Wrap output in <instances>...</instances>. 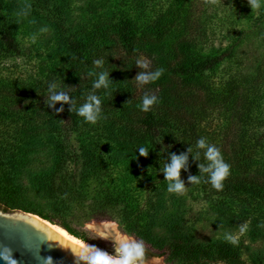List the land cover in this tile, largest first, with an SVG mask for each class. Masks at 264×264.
Instances as JSON below:
<instances>
[{"label":"rangeland","instance_id":"rangeland-1","mask_svg":"<svg viewBox=\"0 0 264 264\" xmlns=\"http://www.w3.org/2000/svg\"><path fill=\"white\" fill-rule=\"evenodd\" d=\"M132 1L0 0V99L12 107V113H20L13 121L6 118L0 122V131L16 140L8 152V158L15 161L10 166L11 181L0 182V200L18 207L10 212L20 210L67 224L76 235L71 236L113 257L118 255L117 242L100 238L96 229L105 221L115 223L117 232L128 236L129 242L143 244L150 254L144 264H185L167 248L176 231L202 245L230 242L226 235L235 236L238 243L234 245L244 264H264V207L256 206V201L239 202L194 186L189 179L194 174L186 162L180 171L186 191L170 193L163 168L171 162L162 167L161 155L149 143L139 145L148 149L146 157L140 155L139 147L117 151L116 143L102 134L100 123L93 134L88 126L69 128L45 113L32 120V127L41 128L38 137L23 135L25 117H34L38 108L51 107L50 96L65 89L66 83L57 73L65 65L68 42L85 23L80 17L94 20V13L111 16L113 11L138 22L142 18L132 9ZM159 2L166 6L165 0L146 1L150 20ZM258 3L260 7L253 9L249 0H192L191 14L199 19L207 38L200 43L199 55L206 58L224 51L232 53L213 71L204 72L215 94L226 90L231 81L242 85L264 77V0ZM7 33L19 52L7 47ZM153 57L158 55L148 47L132 56L148 65ZM257 88L259 96L253 93V97L259 108L251 125L263 132L264 84ZM207 109L206 130L218 134L219 142L225 140L221 133L231 128L233 113L224 112L215 102ZM175 148L176 156H181V146ZM159 149L164 152L168 147ZM60 159H66L64 166H59ZM111 191L124 192V200L107 206L109 217L99 219L103 198ZM241 228L245 230L241 232Z\"/></svg>","mask_w":264,"mask_h":264},{"label":"trees","instance_id":"trees-1","mask_svg":"<svg viewBox=\"0 0 264 264\" xmlns=\"http://www.w3.org/2000/svg\"><path fill=\"white\" fill-rule=\"evenodd\" d=\"M146 1L131 2L132 9L143 23L132 20L123 12L116 14L113 11L111 16L94 13V20L80 17L85 23L68 42L65 65L57 73L61 82L66 83L61 92L69 97V102H53L51 107L38 108L34 117L26 116L23 125L28 130L21 129L26 131L23 135L38 137L41 128L32 127V120L45 113L69 128L88 126L93 134L98 132L96 126L100 123L102 134L116 143L114 148L117 151L137 150L140 144L149 143L161 155L162 167L171 162V156L177 151L175 145L179 144L181 154L187 156L189 172L200 179V183L194 186L210 189L239 202L256 201V206L264 207V130H253L251 125L255 122L254 112L259 108L253 93L259 96L257 87L262 88L264 77L250 84L247 80L242 85L231 81L226 90L215 94L213 87L205 81L204 72L213 71L232 53L224 51L206 58L199 55L200 43H205L207 38L205 29L199 26V19L191 14L192 0H165L166 6L159 2L155 5L158 10H155L152 20L150 14H146ZM5 39L10 50L19 52L9 33L5 34ZM145 47L156 53L158 58L149 59L148 67L142 68L132 56ZM160 69L163 73L155 82L140 84L136 80L141 72L152 74ZM104 73H107L108 87L95 88V83ZM145 94L157 97V102L147 112L141 110ZM92 95L101 100L99 119L95 124L86 122L77 111L91 102L89 97ZM213 102L224 112L233 113L231 128H225V134L221 133L226 139L220 142L216 138L218 134L208 132L205 125L209 117L207 108ZM61 108L63 111H58ZM16 115L20 116V113H12V107L0 99V122L6 118L13 121ZM6 135L7 132L0 131V182L11 181L10 166L15 164L14 157L8 158V152L16 140ZM5 139L11 141L8 143ZM201 140L205 144L203 148L199 147ZM161 146L168 149L159 152ZM209 147L220 150L224 162L230 165V174L223 181L221 190L210 183L211 172L201 169V165L209 168L212 164L206 158ZM59 162V166H64L66 159ZM124 194L107 192L102 202L103 212L97 217L108 218L105 208L112 203L123 202ZM17 208L0 200L3 211ZM48 222L76 236L67 224ZM167 248L171 255L182 259L185 264H244L238 247L233 243L224 241L202 245L182 236L179 231L172 236ZM148 257L150 254L145 251V259Z\"/></svg>","mask_w":264,"mask_h":264},{"label":"clouds","instance_id":"clouds-1","mask_svg":"<svg viewBox=\"0 0 264 264\" xmlns=\"http://www.w3.org/2000/svg\"><path fill=\"white\" fill-rule=\"evenodd\" d=\"M215 2V0H213ZM253 9H258L260 7L258 0H249ZM138 65L142 68H147L148 63H142L137 61ZM163 73V69H160L152 74H146L141 72L137 75L136 80L140 84H148L150 82H155ZM108 87L107 83V73L101 74L98 82L95 83L94 87L99 89L101 86ZM90 103H85L77 111L78 115L85 118L86 122L95 124L99 119V114L101 111V100L98 99L95 95L89 97ZM50 102H69V97L63 92L59 94H53L50 96ZM157 102V97L155 95L149 96L145 94L142 100V111L147 112L150 110L151 106ZM58 111H63L61 108ZM199 147H205L204 141L199 142ZM139 153L141 156H147L148 149L141 147L139 148ZM206 158L212 162L209 168L201 169L203 172H211L210 183L217 190L223 188V181L230 174V165L226 164L223 160L220 150L216 147H209L206 152ZM187 156L181 155L171 156V163L164 166L163 171L165 174V179L169 182L168 191L170 193L183 194L186 189L184 183L180 180V171L184 167ZM214 168V171L212 170ZM192 184L200 183L198 177L192 176L189 178ZM103 228H115V225L105 223ZM245 229L241 228V232ZM98 231V230H97ZM99 237L103 239L108 238V234L105 231H98ZM226 239L233 244L238 243V240L235 236L226 235ZM116 242L118 247L116 248L117 256L113 257L107 254L106 252L95 249V246H89L86 243L73 250L72 253L78 260L85 261L86 264H136L137 261L140 264L145 262V249L143 244L136 243L135 241L129 242V238L126 235L117 234ZM44 264H52V257H43ZM0 260H4L5 264H17V262L11 258L9 250L5 249L3 252H0Z\"/></svg>","mask_w":264,"mask_h":264},{"label":"water","instance_id":"water-1","mask_svg":"<svg viewBox=\"0 0 264 264\" xmlns=\"http://www.w3.org/2000/svg\"><path fill=\"white\" fill-rule=\"evenodd\" d=\"M99 224L109 238H116L108 228ZM48 221L36 215L0 209V252L5 249L17 264H44L43 257H52V264H86L72 253L80 246L57 233ZM0 264H5L0 260Z\"/></svg>","mask_w":264,"mask_h":264},{"label":"bare ground","instance_id":"bare-ground-1","mask_svg":"<svg viewBox=\"0 0 264 264\" xmlns=\"http://www.w3.org/2000/svg\"><path fill=\"white\" fill-rule=\"evenodd\" d=\"M106 223H108V222L106 221ZM50 224H51V223H50ZM108 224H113V225H115V223H113V222H109ZM51 226L53 227V229H54L57 233H59V235H61L62 237L66 238V239H68V240H70L72 243H75V244L78 245V246H81L82 243H85V242H82L81 240L76 239L75 237L69 235L64 229H62L61 227H59V225H58V226H56V225H51ZM96 229H97L98 231L100 230V229H99V225L96 226ZM109 229L113 232L115 238L117 239V234H118V232H117V228H116V226H115V228H109ZM108 238H109V237H108ZM86 244L89 245V246H91V245L88 244V243H86ZM95 249H97V248L95 247ZM97 250H99V249H97ZM100 251H101V250H100Z\"/></svg>","mask_w":264,"mask_h":264}]
</instances>
